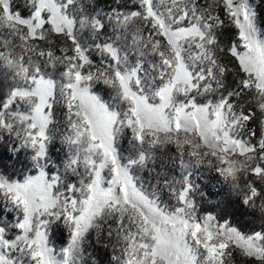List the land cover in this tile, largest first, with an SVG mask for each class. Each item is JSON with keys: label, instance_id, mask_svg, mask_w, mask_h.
<instances>
[{"label": "snow or ice", "instance_id": "obj_1", "mask_svg": "<svg viewBox=\"0 0 264 264\" xmlns=\"http://www.w3.org/2000/svg\"><path fill=\"white\" fill-rule=\"evenodd\" d=\"M116 3L0 0V264H264V14Z\"/></svg>", "mask_w": 264, "mask_h": 264}, {"label": "trees", "instance_id": "obj_2", "mask_svg": "<svg viewBox=\"0 0 264 264\" xmlns=\"http://www.w3.org/2000/svg\"><path fill=\"white\" fill-rule=\"evenodd\" d=\"M257 7L259 9V11L264 14V3H261L260 0H255ZM98 4L102 7H116L117 3L116 0H98ZM11 162H9V166H10ZM201 182V181H199ZM203 184H205V186L210 187L213 184H216V179L214 177H209L207 180H205L204 182H201ZM217 189H219L221 192L225 191L224 189H221L220 186L218 184H216ZM209 207L207 204H205V208ZM9 215V214H8ZM243 223H245L246 225H248L249 227H258L259 226V222L257 221L255 224L252 223V218L248 217L247 219H245L243 221ZM52 240L55 246H59L61 244L64 243V241L66 240V233H62V230H57L53 236H52ZM88 251L92 253L93 256H95L98 261L99 264H111V253L110 250L104 249L102 247H99L95 244V241L93 240L91 243V246L88 248Z\"/></svg>", "mask_w": 264, "mask_h": 264}, {"label": "rangeland", "instance_id": "obj_3", "mask_svg": "<svg viewBox=\"0 0 264 264\" xmlns=\"http://www.w3.org/2000/svg\"><path fill=\"white\" fill-rule=\"evenodd\" d=\"M201 182H204V181H201ZM7 215H8V214H7ZM8 217H9V219H10V218H11V214H9ZM60 246H62V244L59 245V246H56V247L59 248Z\"/></svg>", "mask_w": 264, "mask_h": 264}]
</instances>
